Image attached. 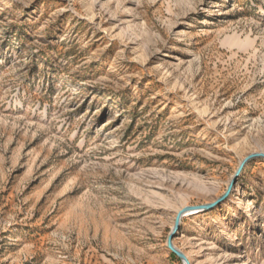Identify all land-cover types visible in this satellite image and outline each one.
<instances>
[{
	"label": "rangeland",
	"instance_id": "374dc122",
	"mask_svg": "<svg viewBox=\"0 0 264 264\" xmlns=\"http://www.w3.org/2000/svg\"><path fill=\"white\" fill-rule=\"evenodd\" d=\"M264 0H0V264H264ZM244 205L239 208L240 202Z\"/></svg>",
	"mask_w": 264,
	"mask_h": 264
},
{
	"label": "water",
	"instance_id": "95a60500",
	"mask_svg": "<svg viewBox=\"0 0 264 264\" xmlns=\"http://www.w3.org/2000/svg\"><path fill=\"white\" fill-rule=\"evenodd\" d=\"M254 159H263L264 160V154H253L248 156L247 158H245L243 160V162L241 163L237 173L234 175V177H236L239 172L241 171V169L243 168V166ZM223 198L217 200L215 203L213 204H207V205H203V206H196V207H185L183 208L181 211L178 212L177 216H176V220H175V224H174V228L172 230L171 235L168 237L167 239V248L170 251L171 254H173L174 256H176L183 264H189L188 261L186 260L185 256L179 252L173 245L172 240H173V236L176 233V231L179 229V225H180V220L185 217V215L187 214H191V213H200V212H205L208 210L213 209L216 205H218Z\"/></svg>",
	"mask_w": 264,
	"mask_h": 264
},
{
	"label": "bare ground",
	"instance_id": "6f19581e",
	"mask_svg": "<svg viewBox=\"0 0 264 264\" xmlns=\"http://www.w3.org/2000/svg\"><path fill=\"white\" fill-rule=\"evenodd\" d=\"M244 205V202L242 201V202H240V204H239V208L240 207H242ZM194 214H196V213H191V214H187V215H194ZM186 216V215H185Z\"/></svg>",
	"mask_w": 264,
	"mask_h": 264
},
{
	"label": "trees",
	"instance_id": "16d2710c",
	"mask_svg": "<svg viewBox=\"0 0 264 264\" xmlns=\"http://www.w3.org/2000/svg\"><path fill=\"white\" fill-rule=\"evenodd\" d=\"M173 255V254H172ZM174 256V255H173Z\"/></svg>",
	"mask_w": 264,
	"mask_h": 264
}]
</instances>
